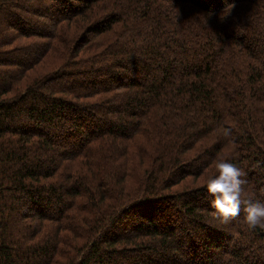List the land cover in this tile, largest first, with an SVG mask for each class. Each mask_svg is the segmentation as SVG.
Here are the masks:
<instances>
[{
	"label": "trees",
	"instance_id": "1",
	"mask_svg": "<svg viewBox=\"0 0 264 264\" xmlns=\"http://www.w3.org/2000/svg\"><path fill=\"white\" fill-rule=\"evenodd\" d=\"M221 158L264 202V0H0V264H264Z\"/></svg>",
	"mask_w": 264,
	"mask_h": 264
},
{
	"label": "clouds",
	"instance_id": "2",
	"mask_svg": "<svg viewBox=\"0 0 264 264\" xmlns=\"http://www.w3.org/2000/svg\"><path fill=\"white\" fill-rule=\"evenodd\" d=\"M225 137L230 136V129H222ZM214 173L207 176L202 187L212 197L213 217L222 223L238 217L243 210V222L249 229H264V202L245 195L243 177L246 173L227 159H216L213 162Z\"/></svg>",
	"mask_w": 264,
	"mask_h": 264
},
{
	"label": "rangeland",
	"instance_id": "3",
	"mask_svg": "<svg viewBox=\"0 0 264 264\" xmlns=\"http://www.w3.org/2000/svg\"><path fill=\"white\" fill-rule=\"evenodd\" d=\"M79 30L80 29L78 28V26L69 25L68 29H67V33H69V34L73 33L74 34V33H77ZM42 64H43V62H42ZM39 66H41V65L39 64ZM48 67H49V63L47 62V66L45 69H48ZM45 69H43V70H45ZM37 72H38V70H36V69H33L31 72H28V74L24 77V80H26L27 78H30L32 74H36ZM201 178H200V180H201ZM17 208H18V204H16V210H17Z\"/></svg>",
	"mask_w": 264,
	"mask_h": 264
}]
</instances>
